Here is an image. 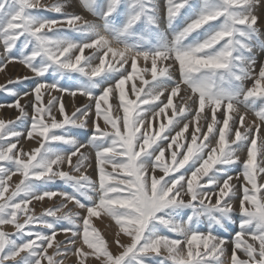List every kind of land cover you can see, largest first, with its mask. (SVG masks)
<instances>
[{
    "label": "snow or ice",
    "instance_id": "6c2138e0",
    "mask_svg": "<svg viewBox=\"0 0 264 264\" xmlns=\"http://www.w3.org/2000/svg\"><path fill=\"white\" fill-rule=\"evenodd\" d=\"M79 2L102 23L67 12L71 0H0V71L18 62L36 78L23 94L0 86L16 97L7 106L20 112L17 121L28 115L21 96H34L25 131L0 120V264H63L69 253L77 264L90 257L96 264H264V183L257 182L264 174V63L253 74L254 50L264 49L255 14L264 0ZM49 75L58 79L48 82ZM136 78L141 86L126 91ZM182 86L190 94L174 107ZM42 90L79 94L88 104L69 115L62 96L45 105ZM169 108L167 122H158ZM89 120L91 134L81 142L71 131L87 129ZM22 138L38 146L18 148ZM93 165L95 179L86 174ZM241 176L238 230L229 240L216 232L233 223V180ZM57 182L70 191L52 190ZM54 197L60 205L34 214V201ZM69 203L80 211H64ZM102 215L115 222L117 254L93 225ZM61 232L65 240L57 242Z\"/></svg>",
    "mask_w": 264,
    "mask_h": 264
},
{
    "label": "rangeland",
    "instance_id": "374dc122",
    "mask_svg": "<svg viewBox=\"0 0 264 264\" xmlns=\"http://www.w3.org/2000/svg\"><path fill=\"white\" fill-rule=\"evenodd\" d=\"M41 2L51 5L52 3H55L56 0H41ZM160 3L163 6L164 0H160ZM259 8H260L259 10L256 9L255 14H257L260 17V30L262 33H264V6H261ZM66 11L70 12V13H76V14L82 15L85 19H88L91 21L92 20H99V18L94 17L90 13L85 11L83 9V7L81 6L79 0H71V7H67ZM39 14L43 15L47 18H50V19H59L60 18L59 14H56V13L50 12V11H45V10L40 11ZM181 23H183V22L181 21ZM161 29L162 30L167 29L166 21L161 24ZM168 35L170 37V35H171L170 31L168 32ZM262 39H264V36H262ZM0 51H2V48H0ZM87 52H88V50H86V53H85L86 55H87ZM254 58L256 60V64L254 66L255 71L253 74L256 75L259 72L261 64L264 63V49L257 47L254 50ZM138 65H140V66H138V69H142L144 67V64L142 61L139 62ZM140 74L144 75V78L147 80L151 79L150 73H142L141 72ZM25 76L30 77V79L27 81L19 82V83L17 82L18 77L23 78ZM174 78L176 80H179V74L175 73ZM35 79L36 78L33 77V74L27 68H25L22 64H20L18 62H13L11 64H8L7 67H5L2 71H0V86L7 85L8 87L13 88L15 91H17L21 94H23L24 92H31L32 88L34 87ZM56 79H58V78H55L51 75L48 76V82H55ZM10 80L12 81V83L8 84V81H10ZM140 82L141 81H139L138 78L134 79V81H129L130 84L128 83L126 85L127 86L126 91L131 87V85L133 83H135L137 87H140L141 86ZM60 83L62 86L68 87V86H71L72 81L70 79H64V80H60ZM252 83H253V81L251 79H249L246 81V86L250 87L252 85ZM182 91L184 92V94ZM189 94L190 93L188 91H185V88L182 86L181 92L178 95V97L177 96L175 98L173 97L174 107H178L182 103L180 97H186ZM42 95H43V103L45 105L47 104L48 100L51 99L52 97L62 96L66 112L69 115L72 112H74L77 108H82L83 106L88 104L87 97L81 96L79 94H77L76 97H72V96L68 95L67 93L62 94L60 92L52 91L51 94L49 95L47 93H44V91L42 90ZM130 98H135V97H130ZM15 99H16V97L9 95L4 90H0V104L4 105V107H0V120L15 121L16 122L15 126H16L17 130H20L23 132L27 128L30 127L31 116L33 115V108H32L31 102L34 100V96L33 95L21 96L20 103L22 106L25 107V110L28 113V115H27V117L21 118L20 121L16 120V118L18 116H20V112L14 107H8L7 106V105L13 103ZM162 99H163V97H162ZM109 103L110 104L113 103L111 98L109 100ZM103 107H105V106L102 105V108ZM241 110L243 111V109H241ZM170 111L172 112L173 109L172 108H169L168 110L166 109V114H162L158 118V122L166 123L167 118L169 116H171ZM55 114H56V117L58 120L62 119V117L59 115L58 111L55 112ZM120 114L122 115V110H121ZM115 115H116V113L113 112V116H115ZM254 118H255L254 114L249 113L247 119L249 121H251ZM201 123H203V120ZM157 126H158L157 122H154V128ZM69 127H71V126H69ZM101 127H104L102 122H101ZM177 130H179V129H177ZM57 131H60V130H57ZM91 131H92V124H91V120H89L87 129H72L71 134L75 135L76 138L79 139L81 142H85L88 139L89 135L91 134ZM109 131H111L110 126H109ZM190 131H191V126H190ZM261 134L264 135V126H262V128H261ZM185 135L187 136L188 133H185ZM21 146L23 147V149L25 151H29V150L37 147L38 144L33 140H29L27 138H22L20 140V143L18 144V148ZM82 151H88V150L84 149ZM244 158H245V154L242 153L241 159H244ZM75 159L76 158L74 157L73 158L74 162H75ZM258 163H259V157H258ZM65 170H67V169H65ZM107 170L111 171V167L108 166ZM240 172H241V166L239 164H237L236 166H234L231 169L230 174L233 175V177H235ZM86 174L89 175L91 178L95 179L96 178L95 166L93 165V167L88 168ZM19 179H20L19 175L14 176L12 178V180L9 181L10 185H12L14 187V185L19 182ZM257 182H258V184L264 183V174H258ZM233 183L235 185H237L236 199L232 201V204H233V207L235 210L234 214H233V223L227 225L225 228L218 229L216 232L217 235L226 237L229 240H231L234 232L238 230L237 224L239 222V215H240V210H239V206H238L239 205V199L238 198H240V196H241L240 185L245 183V182L243 181V177L241 176L240 180L234 179ZM248 187L250 189L251 185H248ZM57 189H59L60 191H64V190L70 191V189H68L61 182H57L56 184L52 185V190H57ZM212 202L213 203L215 202V197L212 198ZM60 203H61V200L59 197H54L51 200L46 198L45 201H43V202L34 201L33 204L30 205V207L34 208V210H35L34 214L39 216V215L44 213L45 209L56 207V206L60 205ZM68 209H72L73 211H80L79 209L74 208L73 204H71V203L68 204V208L64 209V211H67ZM81 214L83 215L82 212H81ZM49 219H51V218H49ZM64 223L65 222H61V225H63ZM93 225L101 231L102 235H104V237L106 238V240L109 243L111 251L114 254H117L120 251V249L113 243L114 233H115V231H117L115 222L112 221L110 218L102 215L101 218H93ZM36 227H37V229H39L40 226H36ZM3 230L7 231L9 233L15 231L14 227L11 225L3 226ZM64 240H65V234L62 232L58 233V235L56 237V241L60 242V241H64ZM120 240H121V243H123V244L130 243V240L126 237H123V236H121ZM249 242H251V241H249ZM85 248H86V246H85ZM231 250H232V244L229 243L227 245V256L225 257V259H227V257H230ZM52 251H53V249H49V254H52ZM237 255L240 256L241 259L246 258L240 252H238ZM63 264H77V258L74 255H72L71 253H69L67 258L64 259ZM86 264H96V261L94 260V258L90 257L86 261Z\"/></svg>",
    "mask_w": 264,
    "mask_h": 264
},
{
    "label": "bare ground",
    "instance_id": "6f19581e",
    "mask_svg": "<svg viewBox=\"0 0 264 264\" xmlns=\"http://www.w3.org/2000/svg\"><path fill=\"white\" fill-rule=\"evenodd\" d=\"M261 7V6H260ZM258 10L260 9L259 7L257 8ZM92 22H94V23H102V21H100V20H92ZM257 54V53H256ZM257 56V55H256ZM138 66H140V65H138ZM140 68V67H139ZM140 81V80H139ZM129 83V82H128ZM141 83V82H140ZM130 84V83H129ZM141 85V84H140ZM127 87V86H126ZM184 91V90H183ZM182 91V92H183ZM186 91V90H185ZM183 94H184V92H183ZM178 97V96H177ZM175 98V97H174ZM181 98V97H180ZM179 100V99H178ZM178 102V101H177ZM173 106H174V104H173ZM168 110V109H167ZM169 112V111H168ZM171 112V111H170ZM172 113V112H171ZM168 117V116H167ZM201 122H202V120H201ZM238 182V181H237ZM238 199H240V198H238ZM238 202V201H237ZM239 206V205H238Z\"/></svg>",
    "mask_w": 264,
    "mask_h": 264
}]
</instances>
